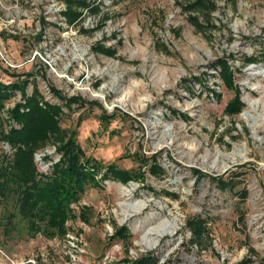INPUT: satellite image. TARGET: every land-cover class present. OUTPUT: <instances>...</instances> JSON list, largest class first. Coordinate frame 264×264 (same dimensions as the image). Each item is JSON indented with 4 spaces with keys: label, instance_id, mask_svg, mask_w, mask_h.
<instances>
[{
    "label": "rangeland",
    "instance_id": "374dc122",
    "mask_svg": "<svg viewBox=\"0 0 264 264\" xmlns=\"http://www.w3.org/2000/svg\"><path fill=\"white\" fill-rule=\"evenodd\" d=\"M90 1L98 11L68 25L63 0H0V80L32 72L48 101L61 104L52 86L97 102L63 107L61 126L77 128L86 155L145 177L87 185L63 234L31 233L16 197H0V264H130L149 250L172 264H264V0H209L216 8L208 18L187 11L188 0ZM97 44L114 52L94 51ZM223 62L244 103L233 114L224 107L234 91L214 67ZM20 99L16 91L5 108ZM9 125L2 112L0 132ZM10 153L0 139V158ZM153 155L160 176L148 169ZM58 159L51 141L34 153L38 173ZM195 169L225 175L234 189ZM138 202L145 206L137 212ZM194 214L208 223L201 246L184 227ZM167 222L175 231L147 246L149 228ZM122 226L125 233L113 235Z\"/></svg>",
    "mask_w": 264,
    "mask_h": 264
},
{
    "label": "trees",
    "instance_id": "16d2710c",
    "mask_svg": "<svg viewBox=\"0 0 264 264\" xmlns=\"http://www.w3.org/2000/svg\"><path fill=\"white\" fill-rule=\"evenodd\" d=\"M63 2L65 6L61 13L68 25L75 24L85 10L89 9V14L98 11L96 6H91L93 3L90 0ZM215 8L216 5L209 0H188L185 5L187 11H198L207 16L206 18ZM188 18L196 28L202 26L196 16L190 15ZM93 50L108 55L114 52L112 48L99 44L94 46ZM214 67L219 68V75L225 86L234 91V96L224 107L225 111L229 114L239 112L244 103L240 98V89L233 83V72L226 62ZM37 73L45 78L43 70ZM10 76L17 78L7 83L0 80V114L6 112L10 122L7 130H1L0 139L11 148V156L3 154L0 158V197L6 199L9 194L16 197L18 212L26 221L31 233H65L70 205L80 199L87 185L99 187L104 180H116L126 184L129 181L144 179L145 173L142 170L123 169L115 163L103 164L93 156L86 155L76 141L77 128L69 130L61 126L63 107L70 110L73 104L82 107L85 103L91 105L97 102H86L80 96L63 95L51 86L50 92L61 101V104L53 103L46 100L38 90L36 75L32 72L24 74L22 78L15 74ZM31 81L33 90L27 94L26 87ZM16 91H19L21 99L12 107L5 108L6 101L12 98ZM180 115L184 116L183 113ZM109 116L105 113L101 115L102 119ZM80 120L79 118L77 125ZM50 141L55 145L59 159L53 163L50 173H38L34 153ZM152 157L153 162L148 169L153 175L160 176L164 170L156 162L155 155ZM195 172L217 182L221 188L234 189V183L224 180L223 174L209 175L197 169ZM166 193L175 196V193ZM42 224L45 229L41 228ZM184 227L190 232V243L201 246L204 240L209 238L208 223L198 214L188 216ZM125 231L126 228L122 226L116 228L113 235H123ZM125 261L130 264H172L170 259L160 261L159 256L152 250ZM248 262L249 259H244L241 264Z\"/></svg>",
    "mask_w": 264,
    "mask_h": 264
},
{
    "label": "bare ground",
    "instance_id": "6f19581e",
    "mask_svg": "<svg viewBox=\"0 0 264 264\" xmlns=\"http://www.w3.org/2000/svg\"><path fill=\"white\" fill-rule=\"evenodd\" d=\"M256 72L258 73V71H256ZM259 72L262 75H264V72H262V71H259ZM256 104H257V101H250L249 102V106H252V107H254V105H256ZM262 121L264 122V117L262 118ZM144 206H145L144 203L138 202L136 204V207H135L136 211L137 212L140 211V209ZM166 226H167L166 228H161L160 226H155V227L149 228L150 231H148V233L155 234V237L153 238V241L151 243H147V246H155L158 242L159 237H161L164 234H172L175 231L177 224H176V222H167Z\"/></svg>",
    "mask_w": 264,
    "mask_h": 264
}]
</instances>
